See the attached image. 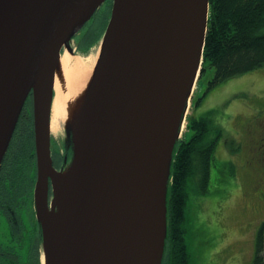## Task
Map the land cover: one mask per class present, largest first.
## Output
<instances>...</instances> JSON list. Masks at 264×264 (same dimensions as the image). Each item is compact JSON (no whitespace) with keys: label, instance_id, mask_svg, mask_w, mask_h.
<instances>
[{"label":"water","instance_id":"1","mask_svg":"<svg viewBox=\"0 0 264 264\" xmlns=\"http://www.w3.org/2000/svg\"><path fill=\"white\" fill-rule=\"evenodd\" d=\"M103 1L0 0V168L30 100L44 264L163 261L171 166L209 0H112L78 131L65 129L70 161L58 170L49 132L56 59L64 41L73 53L68 41Z\"/></svg>","mask_w":264,"mask_h":264},{"label":"rangeland","instance_id":"2","mask_svg":"<svg viewBox=\"0 0 264 264\" xmlns=\"http://www.w3.org/2000/svg\"><path fill=\"white\" fill-rule=\"evenodd\" d=\"M111 6L112 0H104L82 27L80 36L68 41L74 53L79 54L80 40L81 46L90 44L92 50L99 51L97 38L105 31ZM204 89L203 83L195 84L193 99L203 96ZM193 99L182 123L180 139L191 135L190 116L210 110L221 136L215 149L217 170L215 175L214 165L210 189L204 194H199L191 184L187 189L185 236L189 262L253 264L255 234L264 221V166L255 157L260 144L256 137L260 131L258 123L264 125V67L226 80L202 98L194 110ZM50 142L51 153L55 149L63 155L65 142L70 143L71 138L64 128L56 137L51 136Z\"/></svg>","mask_w":264,"mask_h":264},{"label":"trees","instance_id":"3","mask_svg":"<svg viewBox=\"0 0 264 264\" xmlns=\"http://www.w3.org/2000/svg\"><path fill=\"white\" fill-rule=\"evenodd\" d=\"M262 67L264 0H209L201 70L196 82L197 85L203 83L205 89L203 96L194 99L193 93V110L197 109L202 98L226 80ZM29 104L30 100L25 104L22 112L25 114L21 115L22 121L15 129L2 162L6 171L0 192L5 191L13 197L26 182L29 186L33 182L30 175L34 164L32 123L31 118L25 120L27 115L31 117ZM211 112L190 116L191 135L186 140L179 139L175 147L167 191V236L162 264H190L185 236L187 189L191 184L199 194L206 193L210 189L214 165L215 175L217 170L215 149L221 129L213 124ZM259 162L264 166L262 159L259 158ZM252 263L264 264V221L255 234Z\"/></svg>","mask_w":264,"mask_h":264},{"label":"flooded vegetation","instance_id":"4","mask_svg":"<svg viewBox=\"0 0 264 264\" xmlns=\"http://www.w3.org/2000/svg\"><path fill=\"white\" fill-rule=\"evenodd\" d=\"M28 113L31 114V104ZM22 114L25 113H21V115ZM21 115L17 125L22 121ZM29 116L30 115H27L25 120L29 121L31 118L32 123V116ZM31 128L33 132V125ZM263 128L264 125L261 127L260 123H258V129L261 131L264 130ZM260 131L259 135L256 136L260 138L257 159L259 161L260 158L264 162V131L262 133ZM51 157L54 167L58 170L64 168L70 161L68 151L60 155V153L54 149L52 150ZM65 157L66 162L63 163ZM33 163L30 174L33 178L31 186H29V182H26V185H23L22 190L19 191L15 197L5 191L0 192V264H42L41 230L36 218V209L34 205V188L36 182L35 154ZM4 167L5 163H3L0 168V184H2L1 181L6 171ZM4 180L8 183L7 177H5ZM4 189L8 190L5 186ZM51 196L52 190L51 183L49 182V201ZM19 200L20 202H18Z\"/></svg>","mask_w":264,"mask_h":264},{"label":"bare ground","instance_id":"5","mask_svg":"<svg viewBox=\"0 0 264 264\" xmlns=\"http://www.w3.org/2000/svg\"><path fill=\"white\" fill-rule=\"evenodd\" d=\"M63 43L56 59L52 84L49 132L54 137L64 128H71L74 134L77 133L98 56L96 49L84 55L76 54L75 51L72 53ZM62 176L63 180L68 181L69 169L62 172Z\"/></svg>","mask_w":264,"mask_h":264}]
</instances>
